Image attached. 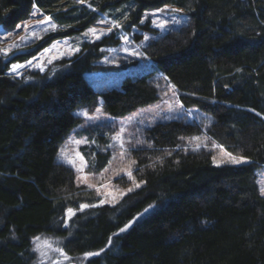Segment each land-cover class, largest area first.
<instances>
[{
	"label": "trees",
	"instance_id": "16d2710c",
	"mask_svg": "<svg viewBox=\"0 0 264 264\" xmlns=\"http://www.w3.org/2000/svg\"><path fill=\"white\" fill-rule=\"evenodd\" d=\"M164 5L187 18L141 47L146 71L96 89L87 73L138 62L119 54L120 66L102 64L104 48L134 26L148 31L143 13ZM32 8L57 29L0 53V264H264L256 180L264 165V0H0V25L13 28ZM104 18L121 27L82 38ZM61 37L82 38L79 51L43 72L9 73L11 63ZM169 85L183 107L206 116L142 128L125 150L129 173L119 179L132 191L114 205L93 206L96 192L57 159L63 137L83 120L73 110L100 97L109 115L123 117L164 99ZM219 148L249 163L214 165ZM82 204L89 207L79 211ZM67 209L76 212L64 226ZM89 252L98 255L85 258Z\"/></svg>",
	"mask_w": 264,
	"mask_h": 264
},
{
	"label": "rangeland",
	"instance_id": "374dc122",
	"mask_svg": "<svg viewBox=\"0 0 264 264\" xmlns=\"http://www.w3.org/2000/svg\"><path fill=\"white\" fill-rule=\"evenodd\" d=\"M33 12H35L36 15H33ZM44 16L45 15L37 9L32 8L29 17L17 24L21 27L17 28L16 25L13 28H5L0 25V50L10 49V53L17 48H22L30 44L37 39V36L41 37L46 33L52 32L51 30L47 32L43 30L49 27L48 24L38 23L40 20H43ZM186 18L187 16L181 9L172 5H164L156 9L145 11L141 19L143 23L140 22V25L149 21L150 29L145 31L139 26H134L130 32H125V34L118 33L117 36L120 39V43L116 47L104 48L105 55L101 59L102 64L120 66L118 62L119 54H126L133 56L138 62L124 69L108 73H87L86 78L90 80L91 84L96 89H100L102 83L106 82L108 84L110 82L120 81L126 74L145 72L146 68L143 65L144 61L140 57L141 47L157 35L164 33L171 25H179L185 22ZM101 21H103V23H101ZM101 21L95 22L86 29L87 31L90 28H96L97 33L100 34L99 39L114 31L112 22L106 18ZM153 21H156V23H153ZM177 21L179 22L177 23ZM160 22L164 23L165 26L163 28L157 26ZM25 23L29 25L27 30L23 27ZM50 23L54 22L50 21ZM109 28H112V31L109 32ZM136 36H138L139 39L134 40ZM85 37L92 40L97 39L93 35L82 36V38ZM125 37H127V39H125ZM145 37H148V39H145ZM81 39L77 38L75 42L68 37L57 38L29 59L11 63L9 66V73L16 77H20L22 73L28 69L43 72L47 65L50 64L48 63L49 60L53 62L62 57H71L76 51L69 53L66 50L65 44L71 48L78 49L77 42L81 41ZM54 45H58L59 47H53ZM46 49L52 50L45 53ZM62 53L63 55H61ZM53 57L59 58L54 59ZM27 61H32V64H28ZM38 63L43 66V71L40 70V67L36 66ZM15 64H22L24 67L19 68L17 73H12L10 69ZM97 109H99V111H97ZM73 113L81 116L83 120L63 137L57 150V159L70 166L75 171L76 180L79 183L84 184L96 192L98 200L92 204L94 206L114 205L128 192V189L123 188L119 181L121 177L129 173V163L125 157V150L136 143V136L142 128L166 120L181 118L186 121H198L206 116L196 108L183 107L171 85H169L168 94L164 99L156 104L138 108L123 117H112L109 115L104 110L100 97L90 105L77 107L73 110ZM206 121L210 122V119H206ZM107 129H113L114 132L110 135ZM89 136L91 139H89ZM205 140L206 137L204 134L201 137L193 139V142L195 145H202ZM77 141L81 143H76ZM62 149H66L67 159L71 160L72 163H68L65 158L61 156ZM219 150L218 156L220 159H215L214 165L227 164L238 166L249 163V160L246 158H244L241 163H232V156H229L221 148H219ZM87 152L89 161L86 156ZM239 158L241 157L237 159ZM256 180L261 193L262 189H264V165L256 170ZM71 210L73 213L76 212L74 209ZM78 210H81V206ZM71 216H69V209H67L65 211V221H67V223ZM67 223H64V226H67ZM43 241L41 244H44ZM48 244L51 245V241L48 242Z\"/></svg>",
	"mask_w": 264,
	"mask_h": 264
},
{
	"label": "snow or ice",
	"instance_id": "6c2138e0",
	"mask_svg": "<svg viewBox=\"0 0 264 264\" xmlns=\"http://www.w3.org/2000/svg\"><path fill=\"white\" fill-rule=\"evenodd\" d=\"M77 2H82V0H77ZM33 15H36V13L33 12ZM125 19H127V17H125ZM51 20H52V18H51L50 16H44L43 20H40V21L38 22V23H40V24H48V25H49V27L43 29L45 32H47V31H49V30H51V31H55V30L57 29V25H56L55 23H50ZM178 22H179V21H177V23H178ZM101 23H103V21H101ZM141 23H143V21H141ZM153 23H156V21H153ZM112 24H113V27H115V28H120V27H121V24L118 23V22L113 21ZM157 26L163 28L165 25H164L163 22H160ZM19 27H21V26H20V25H17V28H19ZM23 27L25 28V30H27V29L29 28V25H28L27 23H25V24L23 25ZM108 31H109V32L112 31V28H109ZM101 34H103V33H101ZM84 35H85V36L93 35V36H95V38L99 39V35H100V34L97 33V29H96V28H90V29H88V30L84 33ZM36 38L39 39L40 37L37 36ZM125 39H127V37H125ZM145 39H148V37H145ZM53 47H59V46H58V45H54ZM65 47H66V50H67L69 53H71V52H75V51H79V49L71 48L70 46H67V44H65ZM51 50H52V49H46V50H45V53H48V52H50ZM9 51H10V49H2V50H0V53H2L5 57H7L8 54H9ZM61 55H63V53H62ZM53 58L56 59V58H59V57H53ZM33 59H36V58H33ZM51 62H52L51 60L48 61V63H51ZM27 63H28V64H32V61H27ZM36 66L40 67V70L43 71V66H42L41 64L38 63ZM21 67H24V65H22V64H15V65H13V66L11 67L10 72H12V73H17V70H18L19 68H21ZM97 111H99V109H97ZM193 139H196V138H193ZM76 143H81V142H80V141H77ZM61 156L64 157L65 160H66L68 163H72L71 160H68V159H67V156H66V149H62V150H61ZM81 159H82V157H81ZM243 160H244L243 157H241V158H239V159H237L236 157H232V158H231V162H232V163H241ZM133 163H135V161H133ZM89 186H91V185H89ZM136 187H139V184H137ZM128 191H132V189H128ZM261 195H264V189H262V191H261ZM102 203H103V201H102ZM93 206H94V205H93ZM86 207H89V205H81V210H82L83 208H86ZM71 215H74V213L72 212L71 209H69V216H71ZM65 223H67V221H65ZM127 227H128V225L125 226V228H127ZM124 230H125V229H121L120 231H124ZM35 239H36V240H39L40 238L37 237V238H35ZM110 242H111V238H110ZM44 244H45L46 247H49V248L51 247V245L48 244L47 241H45ZM39 247H40V246L37 245V248L34 249V251L39 250ZM53 250L56 251V252H58V253L60 254V256H62L65 260L69 259V257L66 255V253L64 252L63 249H61V248H56V249H53ZM41 255L44 256V255H46V253L41 252ZM93 255H98V253H90V252H89V253H85V258H87V257H89V256H93ZM53 264H60V261H58V260L53 261Z\"/></svg>",
	"mask_w": 264,
	"mask_h": 264
}]
</instances>
